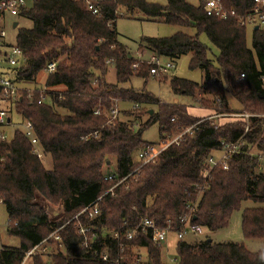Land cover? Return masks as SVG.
<instances>
[{"label": "trees", "instance_id": "obj_1", "mask_svg": "<svg viewBox=\"0 0 264 264\" xmlns=\"http://www.w3.org/2000/svg\"><path fill=\"white\" fill-rule=\"evenodd\" d=\"M197 1L193 5L188 0H102L100 15L92 14L77 0H33L29 7L21 8L18 19L30 24L19 26L18 21L10 42L21 47L25 61L8 73L17 82L36 81L49 61L57 62L43 81L50 89L46 103H38L40 93L36 90L32 98L21 91L14 104L16 113L32 122L38 149L50 158V167L33 151L20 128L0 140V200L9 217L8 232L19 241L15 247L0 248V264H24L26 260L45 264L36 252L26 253L99 196V213L92 219L80 215L98 234L90 243L92 249L81 246L82 238L71 220L58 230V241L47 239L62 247L51 254L50 264H133V246L146 250V259L136 264H163L162 246L152 242L150 232L138 231L136 238L127 241L125 231L146 217L160 228L169 220L175 234L180 217L190 211L193 224L213 232L228 225L242 202L264 203V168L259 167L264 154V116L259 115L264 113V24L252 26L249 47L245 25L232 18L208 16ZM220 1L240 14L256 4L254 0ZM260 2L264 5V0ZM118 11L195 29L193 35L178 31L165 37H142L140 43L163 59L175 61L190 54L189 67L203 71L200 83L170 72L157 76L158 80L168 81L174 95L189 97L213 114L195 116L185 103L162 102L143 90L119 86L133 77L146 80L150 65L139 61L132 67L135 57L118 40ZM201 34L216 53L200 40ZM109 65L115 69V83L105 79ZM207 84L217 88L213 98L197 100L196 95L205 93ZM227 95L240 103L239 110L228 107ZM116 101L139 107L119 110L109 121ZM142 103L156 109H142ZM97 109L100 114H94ZM141 112L148 113L144 122L119 117ZM243 112L251 115H230ZM156 123L160 139L164 133L172 135L194 127L178 144L169 145L154 161L133 172L140 165L137 151L154 143L145 140L143 133ZM222 142H238L237 151L227 158V168L210 167L208 159L221 154ZM109 156L114 157L115 167L110 173L113 178L105 180L102 164ZM41 199L62 204L63 211L50 217ZM241 227L246 239H260L263 246L250 251L240 243L214 242L208 237L190 243L176 236L174 264H264V206L245 208ZM114 230L120 232L119 238L110 236ZM119 243L125 244L122 250ZM102 250L109 260L99 256Z\"/></svg>", "mask_w": 264, "mask_h": 264}, {"label": "built area", "instance_id": "obj_2", "mask_svg": "<svg viewBox=\"0 0 264 264\" xmlns=\"http://www.w3.org/2000/svg\"><path fill=\"white\" fill-rule=\"evenodd\" d=\"M82 3V6L95 15L101 14V1L102 0H77ZM255 6L244 14L238 13L232 7H226L220 0H199V3L202 5L204 12L208 16H213L222 20H226L229 18L235 19L240 22L242 25L247 26V24L251 26H258L264 24V5L260 2V0H254ZM33 0H0V140L8 139V130L13 129L14 127L20 128L24 135L28 137L33 145V151H38V139L34 135V128L33 124L29 119L20 120L17 117V113L14 110V104L17 99L20 97L21 91H26L27 98H32L34 91H38L40 93V98L37 100L38 103H46V97L50 92V89L42 85L41 87L36 86H25L24 84H33V81H15L11 75L8 73L10 69L14 66L22 64L25 61V56L23 54V50L21 47L16 45L15 43L10 42L8 38V32L5 28L7 23L8 17H15L16 21L18 22L19 19V12L21 8H26L31 5ZM117 14L119 16H123L122 11H118ZM12 23V28L13 24ZM136 62L132 64L133 68L138 66L139 61H144L150 65L149 74L151 76H159L161 74H165L170 72L174 67L175 63L173 60L170 59H163L157 56L154 53H150L148 58H142L141 52L137 53ZM109 61L107 60L106 63ZM57 62L55 60H51L46 64L44 72L50 74L56 68ZM243 77V74L240 75ZM264 82V78L262 79ZM52 92H57L51 90ZM139 106L134 104L132 106L133 109H137ZM94 114H100V110L97 109L94 111ZM119 114V108L117 101L115 102L113 108L110 110L109 121L114 120ZM230 115L233 116H241L244 118H248L251 114L243 112V113H232ZM221 116V115H216ZM194 125L188 126L187 128L183 129L181 132L170 135L164 133L162 138L157 143L147 144L144 147L140 148L137 153V159L140 161V165L137 166L133 172H135L141 165L154 161L159 153L168 147L171 144H178L182 136L185 133H190ZM97 132H94L93 135H96ZM87 139V136L84 137ZM222 152L219 156L213 157L211 156L208 159L210 167L213 166H221L222 168H227V158L238 148V142L234 143H224L222 142ZM130 173L120 180H118L114 185L111 186L107 192L111 191L117 184L124 181ZM112 174H106L104 176L105 180L112 179ZM101 199V196L97 197L95 201L90 203L89 205L85 206L81 211L76 213L70 220L66 223L70 222L71 220L75 221V228L78 231V234L81 236V246L84 248H91L90 243L93 242L97 237L98 234L95 231V227L91 224L83 223L81 221L80 215L85 214L89 219H92L96 214L99 213L98 202ZM65 223V224H66ZM65 224L61 225L60 227L55 228L50 235L43 239L41 242H47L48 238H53L54 240L58 241L59 236L57 234L58 230H60ZM199 226L193 224L191 222V212L183 214L180 217V224L179 227L174 230L176 236L179 239L185 238L187 235H199ZM140 231L142 233L150 232L151 240L158 246H162L167 239V234L172 231L170 227V222L167 220V225L165 227H157L154 222L149 218H143L135 227L132 229H127L125 231V239L127 241H131L136 238L137 232ZM119 231L114 230L110 233L112 238H119ZM38 246V245H37ZM35 246L33 249L29 250L26 253V256H29L33 252H35L38 247ZM125 244L119 243L120 250L123 249ZM95 252V248H93ZM99 256L103 260H109L108 254L105 251L98 252ZM137 261H140L139 256H137Z\"/></svg>", "mask_w": 264, "mask_h": 264}, {"label": "rangeland", "instance_id": "obj_3", "mask_svg": "<svg viewBox=\"0 0 264 264\" xmlns=\"http://www.w3.org/2000/svg\"><path fill=\"white\" fill-rule=\"evenodd\" d=\"M150 2H157V3H163L164 0H148ZM193 5H196L198 3L197 0H188ZM30 2V0H29ZM123 12V11H122ZM123 16H119L116 20V30L118 33V40L123 45H125L129 52L132 53L134 57L137 58V53L141 52L142 58H148L150 55V52L145 50L143 48V45L140 43V39L142 37H165L170 36L174 34L175 32L181 31L190 35H193L195 33V29L193 27H183V26H174L171 24L162 23L159 21H156L155 19H146L142 15H137L135 17H131L130 14H127L123 12ZM16 21L15 17H8L7 23H6V30L8 32V38L11 39L15 33V30L12 28V23ZM30 22L28 20H19V26H28ZM251 28L252 26L247 24L246 26V43L247 46L250 47L251 45ZM200 40L206 44L208 47L212 49L213 53H216V49L210 44L209 40L204 34H201L199 36ZM189 60H190V54L183 55L176 59L174 61L175 67L170 71V75L172 76H178L181 78H185L194 82L200 83L203 80V71L200 68L192 69L189 67ZM46 73L44 71L40 72L37 76V80L33 81V84H24L25 86H36L41 87L43 85V81L45 80ZM105 79L108 83H115V69L112 65L108 66ZM159 77L157 76H149L146 80L140 77H133L130 82L119 84L120 87L124 88H133L138 91H145L150 93L151 95L159 98L162 102H173L174 98L177 97L179 100L176 103L182 102L187 104L188 106H191V108H198L201 103L196 102L194 100H191L189 97L186 96H177L174 95L169 87L168 81H160L158 80ZM94 84V83H93ZM217 90L216 86L213 84H207L205 87V93H199L196 95L197 100H201V98L205 97V99H212L214 96L215 91ZM227 105L229 108L233 110H239L241 108L240 103L231 95H227ZM131 104L129 102H123L118 103L119 110H132L133 108L130 107ZM142 109H156V107L152 104L148 103H142L140 106ZM151 109V110H152ZM141 110V109H140ZM124 112V111H123ZM138 115H134L133 117L128 118V116L120 115L119 117L123 120L132 119V118H138L140 119V122H144L148 119V113L147 112H141L137 113ZM119 115V114H118ZM260 116H264L263 114H259ZM20 120H24L26 118L22 117L21 114H17V117ZM18 120V119H17ZM218 122H225L224 120H219ZM138 123H135V126H137ZM15 128V127H14ZM13 128V129H14ZM17 128V127H16ZM8 130V138H10L12 134V130ZM183 130V129H182ZM181 130V131H182ZM180 131V132H181ZM179 133V132H178ZM177 134V133H175ZM172 134V135H175ZM143 138L147 141H151L154 143L159 142L160 135L158 132V124H152L149 126L143 133ZM38 147V146H37ZM41 157L44 165L46 167H50V158L48 156L44 157L41 154V151L36 152ZM115 167V159L114 157L109 156L106 163L102 164V171L104 175L111 173L113 168ZM260 170L264 168V154L260 156ZM111 187H109L110 189ZM108 189V190H109ZM113 190V189H112ZM111 190V191H112ZM109 191V192H111ZM42 205L46 208L48 215L50 217L58 216L63 211V206L60 203L53 204L49 203L48 201H45L44 199H41ZM255 206H264V203H255L250 200H246L242 202L239 209L235 210L228 222V225L218 229L216 231L210 232L204 227L199 228V235H187L184 240L187 242H195L198 240H201L203 238H210L214 242H235L244 244L245 247L250 251H256L260 249L263 246V242L260 239H246L242 232L241 227V218H242V212L245 208L248 207H255ZM57 213L56 215H53V213ZM103 232H109L108 229H104ZM177 237L174 233L170 232L167 234L166 242L162 245L160 252H161V262L163 264H174L177 260L176 258V243H177ZM46 247L44 248H38L35 252L39 254L41 259L45 261V264H50L49 259L53 252H55L58 249H62L60 247L58 242H45L44 243ZM133 257L130 258V261H133V264H136L137 256H139L140 261H144L146 259V250L139 248V247H132L131 248ZM135 256V254H137ZM129 259V258H128ZM24 264H31L30 260H26Z\"/></svg>", "mask_w": 264, "mask_h": 264}, {"label": "crops", "instance_id": "obj_4", "mask_svg": "<svg viewBox=\"0 0 264 264\" xmlns=\"http://www.w3.org/2000/svg\"><path fill=\"white\" fill-rule=\"evenodd\" d=\"M179 100L177 97L174 98L173 102L176 103ZM188 111L190 114L195 115V116H210L213 114V111L210 109H203V108H191V106L188 107ZM8 226H9V217L6 212V209L4 207V204L0 200V248L2 246H17L19 244L18 239L15 236H12L8 232ZM45 242H40L38 244V248H44L47 246L44 244ZM47 243V242H46Z\"/></svg>", "mask_w": 264, "mask_h": 264}, {"label": "water", "instance_id": "obj_5", "mask_svg": "<svg viewBox=\"0 0 264 264\" xmlns=\"http://www.w3.org/2000/svg\"><path fill=\"white\" fill-rule=\"evenodd\" d=\"M16 24H17V22H14V24H13V27H15V26H16ZM255 28H257V26H256ZM152 111H153V110H151V109H150V110H149V113H152ZM52 213H53V212H52ZM57 213H58V212H57ZM57 213H56V214H57ZM56 214H55V213H53V215H56ZM209 240H210V239H209Z\"/></svg>", "mask_w": 264, "mask_h": 264}]
</instances>
